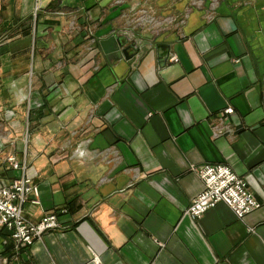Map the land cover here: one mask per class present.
<instances>
[{
	"label": "crops",
	"instance_id": "0c3cea01",
	"mask_svg": "<svg viewBox=\"0 0 264 264\" xmlns=\"http://www.w3.org/2000/svg\"><path fill=\"white\" fill-rule=\"evenodd\" d=\"M36 3L10 0L0 44V175L26 155L40 204L30 195L25 215L57 212L63 226L21 254L3 229L0 264H264V0L193 8L179 29L133 41L114 0L42 1L83 14L88 35L42 13L13 21ZM185 3L157 0L160 12ZM112 35L126 52L110 61ZM206 163L230 166L261 206L188 214Z\"/></svg>",
	"mask_w": 264,
	"mask_h": 264
},
{
	"label": "built area",
	"instance_id": "2783aa9c",
	"mask_svg": "<svg viewBox=\"0 0 264 264\" xmlns=\"http://www.w3.org/2000/svg\"><path fill=\"white\" fill-rule=\"evenodd\" d=\"M172 60H177L172 56ZM225 113L233 114L229 106ZM9 168L20 170V175L5 179L0 175V232L6 229L16 245L30 246L41 239L44 232L61 228L57 212L45 214L39 221H32L24 213V205L30 195L34 204H40V190L35 180L27 173V165L14 154L6 157ZM2 164H0V170ZM8 168V169H9ZM204 182V189L192 200L186 212L194 218L201 217L208 209L224 202L237 215L244 219L252 210L261 206L247 182L226 164H202L195 169ZM18 253V254H19Z\"/></svg>",
	"mask_w": 264,
	"mask_h": 264
},
{
	"label": "rangeland",
	"instance_id": "374dc122",
	"mask_svg": "<svg viewBox=\"0 0 264 264\" xmlns=\"http://www.w3.org/2000/svg\"><path fill=\"white\" fill-rule=\"evenodd\" d=\"M37 3L35 4L34 13L33 15H26V17L20 18V12L16 13L17 17H19L17 20L14 18V22L18 21H30L33 22L38 21L39 16L41 13L43 15L49 16V18H60V20L63 23V26L66 27V31L70 33V35L75 34L78 31L77 26L80 24L81 28L86 26V23L82 22V15L81 13H65L60 12L57 6H54L53 9H50V7H43L44 3H42L43 0H36ZM58 1V0H53ZM170 1V0H169ZM233 2V0H186V5L188 6V10L184 11L180 9H170L168 12H160V7L157 4V0H114V6L117 8H120L121 13L119 14L121 16L120 22L126 33H129L132 37V41L139 37L138 35H146L147 37H152L155 34L162 32L165 30V27H169L168 30H177L182 25L183 21L187 19L189 11L191 9L196 8L199 9V7H207L208 15L212 16L214 14V10L219 9V6L223 4V6H227L226 3ZM254 1V0H253ZM11 6H10V0H0V44L5 42L6 40H9L11 38L10 34V27L8 26L10 20V13H11ZM45 11V12H43ZM15 16V15H14ZM90 16V14H88ZM37 17V19H36ZM34 20H33V19ZM23 19V20H22ZM88 20V19H87ZM62 30V29H61ZM83 32L86 31V34L88 35L90 31H94V29L89 28H82ZM58 36V35H57ZM49 45V44H48ZM42 50H39L38 47L36 48V53L43 52ZM176 57V56H175ZM177 58V57H176ZM172 60V57H171ZM35 84H32V87ZM38 124L28 123L24 124V130L25 132L30 135V133L35 131V127ZM34 129V130H33ZM15 155V154H14ZM16 156V155H15ZM17 157V156H16ZM25 159H19L21 162H25L28 169V161L26 159V155L24 156ZM18 159V157H17ZM9 168V167H8ZM9 173L13 177L17 176L14 175V170L9 168ZM27 173V170H26ZM5 179L10 178V176H3ZM34 180V179H33ZM65 208H62V211H65ZM2 232V231H1ZM0 232V233H1ZM8 232V231H7ZM9 234V233H8ZM10 237V235H9ZM11 239V237H10ZM12 245L11 247L15 252L16 245L14 241L11 239ZM33 245V244H32ZM31 246V245H30ZM27 247V246H25ZM23 247H21L22 249ZM19 253V252H18ZM21 254V250L20 253Z\"/></svg>",
	"mask_w": 264,
	"mask_h": 264
},
{
	"label": "water",
	"instance_id": "95a60500",
	"mask_svg": "<svg viewBox=\"0 0 264 264\" xmlns=\"http://www.w3.org/2000/svg\"><path fill=\"white\" fill-rule=\"evenodd\" d=\"M101 45L110 61L116 60L120 56L122 57V54L126 52L124 49L121 50V41L115 35L102 40ZM165 47L167 50L168 46L166 45ZM164 55H166V53L162 56Z\"/></svg>",
	"mask_w": 264,
	"mask_h": 264
},
{
	"label": "trees",
	"instance_id": "16d2710c",
	"mask_svg": "<svg viewBox=\"0 0 264 264\" xmlns=\"http://www.w3.org/2000/svg\"><path fill=\"white\" fill-rule=\"evenodd\" d=\"M36 19H37V17H36Z\"/></svg>",
	"mask_w": 264,
	"mask_h": 264
}]
</instances>
